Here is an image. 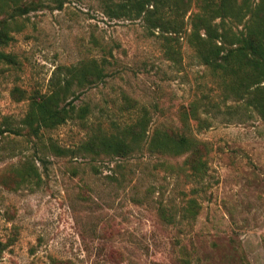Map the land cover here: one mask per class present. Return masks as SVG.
<instances>
[{
  "label": "rangeland",
  "instance_id": "1",
  "mask_svg": "<svg viewBox=\"0 0 264 264\" xmlns=\"http://www.w3.org/2000/svg\"><path fill=\"white\" fill-rule=\"evenodd\" d=\"M63 1L16 17L1 47L14 62L0 61V264H264V117L254 93L237 94L238 76L203 63L185 33L177 61L166 57L159 31L128 8L120 14L121 0ZM91 59L104 80L69 90L88 105L84 118L38 136L19 127L30 96ZM192 104L197 119L186 127ZM144 109L149 134L173 128L199 141L203 171L184 163L188 153L162 156L147 143L125 157L79 150L97 128L115 131ZM25 164L38 177L20 183Z\"/></svg>",
  "mask_w": 264,
  "mask_h": 264
},
{
  "label": "trees",
  "instance_id": "2",
  "mask_svg": "<svg viewBox=\"0 0 264 264\" xmlns=\"http://www.w3.org/2000/svg\"><path fill=\"white\" fill-rule=\"evenodd\" d=\"M63 2L0 0V14H4L0 18V61L14 62L1 47L12 40L11 24L16 17L50 5L59 8ZM115 5L120 10L128 8V12L118 11L120 14L127 12L134 18L141 17L151 32L157 29L164 41V54L171 60L177 61L180 57L176 44L185 33L187 42L197 50L203 63L238 76V86L233 87L237 94L241 88L243 93H254L256 108L264 117V0H121ZM190 10L186 22L184 17ZM111 14H116V11L110 9ZM227 18L236 20V26L241 27L234 31ZM216 19L219 21L216 22ZM67 74L64 83L56 82L50 91L29 97L27 111L19 122V127L26 129L29 135L38 136L42 129L53 128L75 116L82 119L89 113L88 105H75V93H69V90L73 81L78 87L103 81L106 76L103 64L91 59L75 67H67ZM71 95L73 97L68 99ZM131 101L134 103V100ZM196 108L192 104L183 112L182 120L186 127L189 116L197 119ZM150 122L151 118L144 109L135 121L121 128L116 127L115 131L106 132L97 128L80 144L79 150L93 157H125L147 143L150 152L162 156L188 153L184 163L193 170L203 171L198 140L173 128H155L149 134ZM3 131L0 126V134ZM33 177H38L36 167L25 164L20 171L19 182L30 181ZM192 202L190 200L189 207L185 209L190 214Z\"/></svg>",
  "mask_w": 264,
  "mask_h": 264
}]
</instances>
